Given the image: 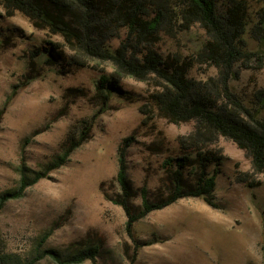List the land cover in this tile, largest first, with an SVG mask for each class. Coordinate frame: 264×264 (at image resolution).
Listing matches in <instances>:
<instances>
[{
	"label": "rangeland",
	"instance_id": "374dc122",
	"mask_svg": "<svg viewBox=\"0 0 264 264\" xmlns=\"http://www.w3.org/2000/svg\"><path fill=\"white\" fill-rule=\"evenodd\" d=\"M248 3L252 27L260 21L264 0ZM0 15H4L1 8ZM5 29L17 31L20 38L13 40V46L0 43V107L27 71V50L43 40L63 43L59 37L35 30L19 15L0 17V34ZM205 39L194 28L176 40L163 36L155 49L161 55L191 56ZM246 39L249 50L258 49L254 36L246 35ZM118 42L112 40V45ZM60 48L72 54L64 45ZM38 65L42 76L16 90L0 126V194L18 186L21 166L39 170L59 152L67 133L94 115V106L80 98L50 123L65 105V90L84 88L93 95L100 72H112L110 66L101 65L61 76L43 62ZM236 75L230 86L244 103L253 104L256 96L264 95V59L238 64ZM216 76L206 65L196 64L190 72L200 82ZM122 86L140 99L153 91L151 83L131 78L123 79ZM143 104L144 100L130 103L113 98L111 109L95 120L92 139L65 166L28 188L22 198L5 203L0 211V243L5 252L28 256L46 234L42 249L64 252L91 233L104 239L99 264H264V173H254L246 154L222 137L208 146L224 158L215 191L219 209L188 198L150 213L134 227V237L143 246L130 261L135 251L124 230L125 214L106 198L118 191L114 181L117 149L123 139L133 137L127 149L128 177L135 189L146 186L153 193L163 177L162 161L179 152L178 140L192 134L195 126L193 122L173 125L157 117L143 122L139 110ZM60 219L63 225L56 229L54 223Z\"/></svg>",
	"mask_w": 264,
	"mask_h": 264
},
{
	"label": "trees",
	"instance_id": "16d2710c",
	"mask_svg": "<svg viewBox=\"0 0 264 264\" xmlns=\"http://www.w3.org/2000/svg\"><path fill=\"white\" fill-rule=\"evenodd\" d=\"M0 8L4 12L0 17L19 15L35 30L63 42L43 40L41 45L27 50V71L0 107V126L16 90L25 89L42 76L39 62L61 76L75 70L99 69L101 65L112 69L109 74L98 70L93 95L84 88L65 90V105L50 123L64 116L68 106L80 98L94 106V115L76 130H70L59 152L39 170L32 171L24 165L18 169V186L0 194V211L6 202L22 198L28 188L65 166L71 155L92 139L95 120L111 109L109 104L115 97L130 103L144 100L139 108L143 122L157 117L173 125H195L192 134L178 140L179 152L162 161L163 177L153 193L146 186L135 189L128 177L127 149L133 137L123 139L117 149L114 181L118 191L106 198L125 214L124 230L135 251L132 263L143 246L134 237V227L150 213L188 198H199L210 208L219 209L215 191L224 158L208 148L219 137L230 140L246 154L254 173H264V95L256 96L249 105L230 86L237 76L238 64L261 63L264 59V8L259 11L260 21L252 27L248 0H0ZM194 28L201 30L206 39L193 55H161L156 51L163 36L176 40ZM2 32L0 43L5 46H13V40L20 38L17 31ZM249 34L258 41L255 51L248 49ZM112 40L119 41L117 46L112 45ZM196 64L213 68L217 76L196 81L190 77ZM126 78L151 83L153 91L140 99L122 86ZM63 222L60 219L54 223L55 228ZM48 236L44 235L28 256L5 252L0 243V264H38L43 260L51 264H99L102 237L88 233L85 239L59 252L42 249Z\"/></svg>",
	"mask_w": 264,
	"mask_h": 264
}]
</instances>
